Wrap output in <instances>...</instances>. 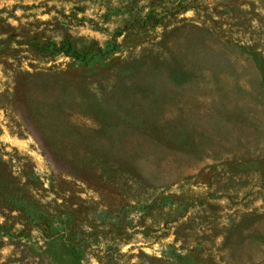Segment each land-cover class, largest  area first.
Here are the masks:
<instances>
[{
	"label": "rangeland",
	"instance_id": "1",
	"mask_svg": "<svg viewBox=\"0 0 264 264\" xmlns=\"http://www.w3.org/2000/svg\"><path fill=\"white\" fill-rule=\"evenodd\" d=\"M0 264H264V0H0Z\"/></svg>",
	"mask_w": 264,
	"mask_h": 264
}]
</instances>
